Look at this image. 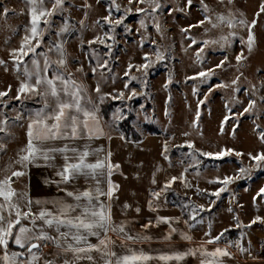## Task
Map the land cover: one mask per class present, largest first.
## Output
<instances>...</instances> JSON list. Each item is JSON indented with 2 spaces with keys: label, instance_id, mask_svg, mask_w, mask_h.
I'll use <instances>...</instances> for the list:
<instances>
[{
  "label": "rangeland",
  "instance_id": "rangeland-1",
  "mask_svg": "<svg viewBox=\"0 0 264 264\" xmlns=\"http://www.w3.org/2000/svg\"><path fill=\"white\" fill-rule=\"evenodd\" d=\"M159 3L161 7L152 12L147 3L116 0L122 8L116 11L111 0H64L63 9L48 18V25L42 24L44 42L37 49L41 55L25 57V64L17 66L10 53L20 48L30 27V6L25 0H0V12L7 9V15L0 14V60L6 62L0 66V92L9 93L0 97V122L7 121L6 125L0 124L6 128L5 132H0L3 146L0 148V180L10 167L7 155L12 140L23 132L28 112L32 113L43 101L35 95L15 98L24 80V67L31 69L32 59L41 64L45 57L50 61L61 59L54 48L59 44L66 66L57 69L53 65L49 78L61 71L81 85H94L98 105L107 99L119 100L120 104L110 114V130L118 132L117 124L126 117L131 118L141 136L149 133L147 126L156 127L166 138L165 184L177 177L169 189L179 195L176 190L179 187L190 194L197 208L193 214L202 212L203 226H196L197 229L210 231L211 236L223 230L221 238L227 240V245H234L247 254L259 251L264 255V192H261L264 166L256 167L249 159V153H264V141L260 139L264 132V12H261L264 0H191V5L187 0H159ZM46 7L51 8V4ZM138 7L147 12L138 13ZM129 9L131 11H126ZM110 11L113 19H122L121 25L104 20ZM218 16H224L225 22L221 23ZM229 19L233 21L232 27L228 26ZM241 19L248 25L255 21L251 29L255 37L251 51L247 45L248 27L239 24ZM202 20L206 21L203 25L190 27ZM214 24L217 26L213 27ZM62 28L67 30L61 32ZM108 35L113 38L108 39ZM93 40L97 42L90 44ZM49 47L53 50L49 51ZM157 51L164 56L158 62ZM240 54H243L244 69L236 61ZM146 55L154 62L147 74L135 67L129 71L130 65L144 64ZM104 62L107 67H98ZM221 62L223 66L217 68ZM208 69H214L208 79L197 75ZM222 84L227 87H220ZM133 91L135 96L131 94ZM121 93L123 98L119 96ZM250 100H255L256 106L244 112ZM225 116L229 117L226 122ZM188 143L194 148H188ZM227 150L231 152L221 158H236L237 162L208 163L200 168L203 157L220 159L201 156V152L216 154ZM241 167L248 170L243 178L234 179L219 197L211 195L225 187L216 182L218 179L242 175ZM164 192L160 191V196L164 202L172 204L166 200ZM177 204L185 206L186 202L178 200ZM257 217L259 220L251 223ZM233 229L237 231L232 232ZM202 236L198 235L204 239L210 237ZM91 256L92 261H77L73 254L57 253L53 264H65V261L92 264L100 256L103 258L100 253ZM45 259V254L40 255L38 264H44Z\"/></svg>",
  "mask_w": 264,
  "mask_h": 264
},
{
  "label": "snow or ice",
  "instance_id": "snow-or-ice-1",
  "mask_svg": "<svg viewBox=\"0 0 264 264\" xmlns=\"http://www.w3.org/2000/svg\"><path fill=\"white\" fill-rule=\"evenodd\" d=\"M223 2V0H221ZM231 2V0H229ZM25 3L30 6V27L26 29V35L23 38V42L19 49H14L10 55L15 65H24L25 57L30 55L33 57L41 55L37 52V49L41 47L44 36V29L42 24H49V17L54 16L58 11H61L64 6V0H25ZM51 4V8L46 7L47 4ZM116 11L120 10V6L116 4V0H111ZM129 3L145 4L147 3L151 8L152 12H156L160 7L159 0H129ZM187 4L191 5V0H187ZM126 11H131L126 10ZM138 13H145L147 9L137 8ZM261 12H264V5L261 6ZM0 14L7 15V9H3ZM217 19L223 23L225 22L224 16H218ZM104 20L109 23H114L119 26L123 23L122 19H113L111 11L109 16L104 17ZM202 20L197 25L190 27H198L205 23ZM208 22H211L208 20ZM99 23V22H98ZM141 25H144V21H140ZM228 26H233L231 19L227 20ZM240 25L248 27V39L247 45L248 50H252V46L255 43V37L252 33V28L255 26V21L251 25H248L246 21L239 20ZM217 25H213L216 27ZM159 30V25L157 24ZM66 28H62L61 32L66 31ZM114 31V29H113ZM184 32H188L189 29H182ZM111 35H108V39H112ZM97 40L103 44L104 40L97 37ZM97 40L90 42L96 43ZM227 41V38H225ZM193 43H196L193 41ZM205 44L208 42L205 41ZM111 47L110 45H105ZM55 50L61 55V59L57 61H50L45 57L43 64L37 59H32V68L29 69L27 66L24 67V80L20 83L17 89L16 99H20L24 95H35L43 100V107L40 111H37L34 116L30 117V122L27 126V144L22 149L24 153L19 157L17 163L23 165L31 164L38 159L45 161L53 158V153H59L63 156V164L57 175L60 176L61 181L64 183H70L78 177H84L94 182V187L86 188L83 191H66V196L72 198L74 203H67L65 201L53 202V210L44 208L37 214H33L29 208V211H23L20 205L16 202L19 199H24V194L17 193L12 187V177H21L25 175L23 171H13L11 177L4 180H0V264H38L40 255L38 252L42 249V241L52 242L55 241L58 247H62L64 251L71 252L75 256L76 260L87 259L92 261L94 258L91 255H87L92 251L103 252V255L108 257H115L113 259H107L105 264H140L142 261H148L152 259L148 254L144 252H135L132 249H128V253L123 256H117V254L108 248V244L112 243L107 238V232L110 230L111 216L108 211V205L101 197H106L107 200H111L114 186L110 180L112 169L119 167L118 165H112L108 159L97 158L96 162H88L90 155H95L96 151H90L87 146L81 148L73 146L70 143H65L62 146L57 147L55 141H75L81 139H94L98 138L103 134L102 129L99 126V119L96 115L95 107L89 109L82 104V92L83 88L71 76H65L63 72L56 71L51 78L48 76L49 69L56 66L57 69L66 66V62L63 59L62 45H55ZM53 48L49 47V51ZM199 51H203L200 49ZM197 58L199 59V52H197ZM164 56L159 51L156 52L157 62L163 60ZM243 59V54L236 56L237 64H240ZM145 63L139 66H129V71L133 67L137 71L141 69L147 74V70L153 61L149 60L146 55L144 57ZM6 62L0 60V66ZM223 66V62L218 64L216 67L220 68ZM98 67H107V62L98 64ZM19 71V67H17ZM214 72V69H208L207 71H201L197 75L199 77L208 79L209 73ZM128 75V72L125 73ZM135 79V77H132ZM188 79H196V77H188ZM235 84L236 81H233ZM127 88L128 85L126 84ZM220 87H227V85H220ZM10 91V89H9ZM99 92V87L96 88ZM8 91L0 92V97L8 96ZM133 96L136 93H131ZM120 98H123V93L119 94ZM256 106L255 100H250L248 106L244 109V112H248ZM199 115V113H197ZM19 118V117H18ZM229 119L225 116V121ZM0 124L6 125L7 121H2ZM223 126V122H222ZM6 128L0 126V132H5ZM260 139L264 141V132L260 134ZM3 146L0 145V148ZM188 148H194L191 143L187 144ZM166 150V149H165ZM231 150L222 151L220 153H204L201 152V156H215V158H221L229 154ZM110 153L108 156L110 157ZM236 155H243L242 153H236ZM249 159L255 163L256 167L264 166V153L251 154L249 153ZM247 169L241 167L239 169L240 174L236 177H224L218 179L216 182L224 185L225 187L219 188L217 191L211 193L212 196L219 197L221 192L226 191V186L231 183L234 179L243 178V175L247 174ZM178 178L173 177L171 181L166 183L161 191H167L171 184L174 183ZM102 184H107V190L101 187ZM264 192V189H261ZM153 195L157 198L160 196V192H155ZM40 204V201H36ZM48 203V202H43ZM32 204L31 200L26 201V206ZM203 210V206H201ZM196 211L195 208L192 209ZM14 215V219H13ZM192 220H196V215L191 216ZM22 220H28L31 227L22 225ZM259 220H253L251 223H256ZM40 221V223H37ZM159 221L169 223L168 218H159ZM45 229H53L56 233L55 236L49 235ZM111 230L115 231L114 228ZM101 231L104 233V238L101 237ZM120 231L123 232V227H120ZM176 229L170 227L169 236L166 239H171V233L175 232ZM227 231V229L225 230ZM224 232H221L215 237H210L206 243L212 244L221 239ZM95 236L99 240L98 245L88 243V237ZM127 240L136 239H150L149 237H132L125 234ZM183 239L191 240L190 236H182ZM14 243L20 251H9V242ZM36 250V251H34ZM202 255L205 257H230V253L217 247L214 251H207L201 249ZM185 255H195L191 250L189 253H177L174 256L162 255L159 257L160 260H171L177 261L182 260ZM51 264V262H48ZM65 264H68L65 261ZM200 264H221L218 259H202Z\"/></svg>",
  "mask_w": 264,
  "mask_h": 264
},
{
  "label": "crops",
  "instance_id": "crops-1",
  "mask_svg": "<svg viewBox=\"0 0 264 264\" xmlns=\"http://www.w3.org/2000/svg\"><path fill=\"white\" fill-rule=\"evenodd\" d=\"M93 80V77L89 78ZM94 81V80H93ZM79 84V83H78ZM81 85V84H79ZM82 104L86 108L96 109V115L99 119V126L103 134L94 139H81L75 141H55L54 144L59 147L65 143H70L73 146L85 147L90 151H96L95 155L88 157V162H96L97 158L108 159L114 167L110 176V180L114 186V193L111 200L106 197H101L108 205V211L111 216L110 230L107 232V238L112 241L108 244V248L114 251L117 256H123L128 253V249L153 257L148 261H142L140 264H200L202 259H218L221 264H264V255L259 251L245 253L242 249L236 247L235 252H229L227 248V240L221 238L219 241L208 244L206 241L210 237L219 235L218 232L200 231L196 226L202 227V212L197 213L196 220H192L193 211L196 204L188 192L181 188H176L179 195L187 197L185 206L169 204L162 196L155 197L153 193L160 192L166 181V162L164 158L165 140L166 138L160 133L145 134L142 140L137 142L127 141L117 131L110 130L108 124L104 122L98 110L97 97L94 93V85H81ZM41 105L32 113L28 112V120L23 132L18 137L12 140L10 153L7 155V161L10 163L8 171L1 175V180L11 177L13 171H23L25 175L21 177H12V187L17 193L24 194V199H19L16 202L20 205L23 211H29L37 214L40 210L47 208L53 210V202L65 201L74 203L72 198L66 196V191H83L86 188L94 187V182L84 177H78L70 183L61 181L57 175L63 164V156L59 153H53L51 160L45 161L38 159L26 166L17 163L19 157L23 155L22 149L27 144V126L30 122V117L34 116L37 111L43 107ZM19 143V144H18ZM20 146V147H19ZM111 154L110 157L108 154ZM101 187L107 190V184H102ZM31 200L32 204L26 206V201ZM36 201H40L37 204ZM48 202V203H43ZM197 210V208H195ZM198 212V211H197ZM205 214H208L206 212ZM13 215V219H14ZM159 218H168L169 223L159 221ZM40 223V221H37ZM22 225L31 227L28 220H22ZM123 227V232L120 227ZM208 226V223H207ZM170 227L176 229L171 233V239H166L169 236ZM112 228L115 231L111 230ZM209 228V227H208ZM219 225H218V227ZM49 235L55 236L53 229H45ZM211 230V229H210ZM216 230V229H215ZM210 232V233H209ZM125 234L132 237H149L150 239L127 240ZM210 236L207 239L199 238L198 235ZM190 236L191 240L183 239L182 236ZM104 238V233L101 231V237ZM50 248L44 252L46 259L44 264L48 262L55 263L54 255L57 253H69L62 247H58L55 241L49 242ZM88 243L98 245L99 240L95 236L88 237ZM17 248V246L13 243ZM217 247L227 250L230 257H205L202 255L201 249L214 251ZM195 255H185L182 260H160L162 255L174 256L177 253H189ZM10 251V249H9ZM12 251V250H11ZM20 251V249H19ZM96 253L102 254L103 258H97L92 264H105L107 259L115 260V257L103 255V252L92 251L91 255Z\"/></svg>",
  "mask_w": 264,
  "mask_h": 264
},
{
  "label": "trees",
  "instance_id": "trees-1",
  "mask_svg": "<svg viewBox=\"0 0 264 264\" xmlns=\"http://www.w3.org/2000/svg\"><path fill=\"white\" fill-rule=\"evenodd\" d=\"M119 104H120L119 100L107 99L104 103L98 105L99 106V108H98L99 113L102 116L101 119H103L106 124H109L110 114L113 111V109L116 106H118ZM147 127H148L147 131L150 134H152V133H156V134L159 133L160 134V131L156 130V127H154L153 125H150ZM117 129H118V132L127 141L137 142V141L142 140V138H143V136H141V135H139V133H137L136 129L132 125L130 117L123 118V120H121L117 124ZM229 160L233 161L234 163L237 162L236 158L224 157V158H220V159H211V158H204L203 157V159H202L203 164L200 168L202 169L208 163H210L211 165L223 164V163L228 162ZM164 193H165L166 200L172 202V204H174V205H179V204H177L178 200H183V201L187 200V197L183 196V199H182V197L180 195H177L173 189H168ZM235 231H237V229H233L232 232H235ZM9 249H10V251L11 250L12 251H19L18 248H16L11 241L9 242Z\"/></svg>",
  "mask_w": 264,
  "mask_h": 264
},
{
  "label": "built area",
  "instance_id": "built-area-1",
  "mask_svg": "<svg viewBox=\"0 0 264 264\" xmlns=\"http://www.w3.org/2000/svg\"><path fill=\"white\" fill-rule=\"evenodd\" d=\"M122 4V3H121ZM122 8L120 7V10H121ZM112 43V42H111ZM235 237V236H234ZM237 239V240H236ZM235 240L236 241H238V238H236ZM42 243V245H46V246H43L42 247V249L40 250V252H38V255H42V254H44V252H46V250L48 249V248H50V243L49 242H46V241H42L41 242ZM227 250L229 251V252H235L236 251V246H234V245H231V246H229V248H227ZM34 251H36V250H34Z\"/></svg>",
  "mask_w": 264,
  "mask_h": 264
},
{
  "label": "water",
  "instance_id": "water-1",
  "mask_svg": "<svg viewBox=\"0 0 264 264\" xmlns=\"http://www.w3.org/2000/svg\"><path fill=\"white\" fill-rule=\"evenodd\" d=\"M240 68H241V69H244V68H245V63H244V62H241V63H240Z\"/></svg>",
  "mask_w": 264,
  "mask_h": 264
}]
</instances>
